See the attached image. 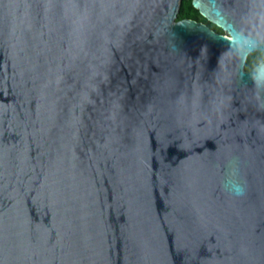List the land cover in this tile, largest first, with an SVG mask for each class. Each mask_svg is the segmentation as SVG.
<instances>
[{
  "label": "water",
  "instance_id": "water-1",
  "mask_svg": "<svg viewBox=\"0 0 264 264\" xmlns=\"http://www.w3.org/2000/svg\"><path fill=\"white\" fill-rule=\"evenodd\" d=\"M182 2L0 0V264H264V46ZM193 5L264 36V0Z\"/></svg>",
  "mask_w": 264,
  "mask_h": 264
},
{
  "label": "clouds",
  "instance_id": "clouds-1",
  "mask_svg": "<svg viewBox=\"0 0 264 264\" xmlns=\"http://www.w3.org/2000/svg\"><path fill=\"white\" fill-rule=\"evenodd\" d=\"M227 34L233 54L241 60L246 59L252 51L264 46V36L257 38L243 32L238 34L228 32ZM261 68H264V65H261ZM249 75L256 87L264 88V71L257 70L250 72ZM223 188L236 197L243 196L246 191L245 186L239 182L234 173L225 176Z\"/></svg>",
  "mask_w": 264,
  "mask_h": 264
},
{
  "label": "flooded vegetation",
  "instance_id": "flooded-vegetation-1",
  "mask_svg": "<svg viewBox=\"0 0 264 264\" xmlns=\"http://www.w3.org/2000/svg\"><path fill=\"white\" fill-rule=\"evenodd\" d=\"M184 1V0H183ZM191 4L192 7H190L188 9V16H184L181 18H178L179 20L182 19H191L194 20L198 23H201L205 26H207L208 28H210L211 30H213L215 33L218 34H222V35H228V31L225 30L224 28H222L220 25H218L217 23L213 22L212 20H210L208 17H206L205 15H203L199 9H197L194 5H193V0H191ZM182 6H183V2H182ZM182 8V7H181ZM181 11V10H180ZM262 53V52H261ZM263 54V53H262ZM263 60H264V54H263Z\"/></svg>",
  "mask_w": 264,
  "mask_h": 264
},
{
  "label": "trees",
  "instance_id": "trees-1",
  "mask_svg": "<svg viewBox=\"0 0 264 264\" xmlns=\"http://www.w3.org/2000/svg\"><path fill=\"white\" fill-rule=\"evenodd\" d=\"M190 7H192L191 0H184L183 6H182L181 11L179 13V18L184 17V16H188L189 15L188 9ZM262 61H263V54L261 52L251 55L247 61V65H246L247 70L254 68L255 66H257Z\"/></svg>",
  "mask_w": 264,
  "mask_h": 264
}]
</instances>
